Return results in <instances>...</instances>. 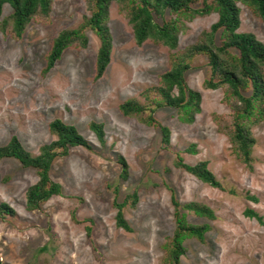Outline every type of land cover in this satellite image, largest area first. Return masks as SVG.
I'll list each match as a JSON object with an SVG mask.
<instances>
[{
  "label": "rangeland",
  "instance_id": "1",
  "mask_svg": "<svg viewBox=\"0 0 264 264\" xmlns=\"http://www.w3.org/2000/svg\"><path fill=\"white\" fill-rule=\"evenodd\" d=\"M238 6V31L264 44V21L248 6ZM12 12L4 4L0 18V147L17 137L37 156L57 139L50 123L61 119L92 148L71 147L54 160L50 178L62 186V194L35 210L27 208V190L38 182L37 170L15 158L0 159V208L6 204L11 209H0V264H165L164 246L177 226L173 196L189 223L211 226L204 241H183L186 252L179 264H264V116L248 123L255 145L247 166L228 135L232 108L223 100V89L205 86L211 77L206 56L196 55L185 73L188 86L200 94L192 122L183 121L175 107H156L147 95L172 68V54L198 43L218 14L184 19L178 47L171 51L152 40L138 45L125 13L112 1L110 62L96 79L101 43L90 27L86 46H68L44 70L58 34L91 16L89 0H51L49 15H34L20 37L12 29ZM156 20L162 22L160 16ZM129 100L146 106L145 114L124 115L120 105ZM150 114L153 125L144 121ZM91 122L103 125L104 144ZM161 127L170 131L167 144ZM178 152L190 165L207 161L222 187L177 167ZM119 157L127 163L126 176ZM125 202L130 230L116 222L115 204ZM190 202L211 207L215 218L187 210L184 205ZM248 209L258 217L246 215Z\"/></svg>",
  "mask_w": 264,
  "mask_h": 264
},
{
  "label": "trees",
  "instance_id": "2",
  "mask_svg": "<svg viewBox=\"0 0 264 264\" xmlns=\"http://www.w3.org/2000/svg\"><path fill=\"white\" fill-rule=\"evenodd\" d=\"M112 1H116L120 10L125 13L138 45H142L146 40H152L168 47L171 51L178 47V36L185 29L184 19L192 20L196 16L218 14L217 22L212 25L210 32L202 34L198 43L181 54H172V68L162 74L161 85L151 88L147 95L153 96L152 101L156 107L163 105L175 107L183 121L192 122L194 113L199 111L200 94L188 86L185 73L191 67L192 59L196 55L206 56L211 77L205 81V86L209 89H223V100L232 108V126L228 135L236 155L243 163L250 166L253 162L251 155L255 139L251 135L248 123L264 116V44L254 34L238 31L241 24V10L238 4L248 6L258 18L264 21V0H89L91 16L86 18L79 27L63 30L58 34L44 70L50 69L68 46L72 44L78 47L86 46L85 30L90 27L101 43L96 61L95 78L102 77L110 62L112 47L110 30L107 26L109 5ZM197 3H201L202 6L194 7ZM4 4H9L13 9L12 29L15 36L20 37L26 24L34 15L38 13L44 16L49 15L51 0H0V18ZM167 13H171L170 16L167 17ZM156 16H160L162 22H158ZM219 32H221V38L218 45L216 34ZM120 109L126 116H143L147 111L146 106L137 100L124 102L120 105ZM144 121L148 125L155 124L151 114L144 118ZM90 129L96 134L100 143L104 144L103 125L91 122ZM161 130L163 141L167 144L170 131L167 127H161ZM50 131L57 139L42 146L37 156L25 150L17 137H12L7 145L0 147V159L15 158L23 166L37 170L39 180L27 190L29 210L38 209L52 196L62 194V186L50 178V169L57 157L68 154L71 147L92 148L75 126L66 124L61 119H55L50 123ZM118 160L123 167V175L126 176L127 163L123 157H119ZM175 164L213 187H222L221 182L208 169L207 161L190 165L184 162L178 152ZM172 201L177 226L173 237L164 246L165 264H179L181 256L186 252L183 241L186 238L204 241L206 233L211 228L209 224L189 223L185 215L180 213L181 205L175 196ZM125 205L126 202L115 204L118 208L116 222L119 227L130 230L123 214ZM184 206L198 216L215 218L213 209L205 204L190 202ZM0 209L11 211L6 204H2ZM246 215L258 217L257 213L251 209L246 211ZM90 230L88 228V232Z\"/></svg>",
  "mask_w": 264,
  "mask_h": 264
}]
</instances>
